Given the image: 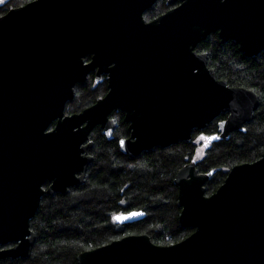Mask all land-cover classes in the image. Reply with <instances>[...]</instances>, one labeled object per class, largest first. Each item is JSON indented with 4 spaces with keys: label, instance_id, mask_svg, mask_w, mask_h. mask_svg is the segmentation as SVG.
I'll return each mask as SVG.
<instances>
[{
    "label": "water",
    "instance_id": "obj_1",
    "mask_svg": "<svg viewBox=\"0 0 264 264\" xmlns=\"http://www.w3.org/2000/svg\"><path fill=\"white\" fill-rule=\"evenodd\" d=\"M155 2L32 0L0 16V245L16 242L0 259L30 256L42 196L84 181L90 134L100 125L113 137L112 111L129 123L131 135L119 144L130 157L189 141L221 114L227 117L211 135L218 139L207 143L253 119L258 94L219 79L196 47L217 32L246 55L264 51V0H170L179 4L147 21ZM95 69L108 75V93L65 115L76 84ZM210 178L196 160L175 176L180 223L194 229L185 239L159 245L129 234L81 252L79 264H264V153L234 165L207 195ZM130 212L142 214L114 219ZM143 217L133 210L113 220Z\"/></svg>",
    "mask_w": 264,
    "mask_h": 264
},
{
    "label": "trees",
    "instance_id": "obj_2",
    "mask_svg": "<svg viewBox=\"0 0 264 264\" xmlns=\"http://www.w3.org/2000/svg\"><path fill=\"white\" fill-rule=\"evenodd\" d=\"M32 0H3L0 16L13 7ZM167 0H157L145 13L147 20L169 8ZM208 54V65L219 79L231 86L255 91L259 106L244 130H235L229 138L207 143L201 135L218 133L221 114L203 130L195 129L189 141L170 146H155L130 157L119 146V137L130 130L122 111H115L118 126L108 138L100 126L90 135L93 160L84 181L70 187L68 193L44 194L31 220L36 240L26 258H3L0 264H79L78 255L129 234H148L154 243L170 245L188 237L193 228L181 225L178 205L179 188L174 179L187 163L196 160L199 172H211L206 194L215 192L230 169L244 162H254L264 153V51L246 55L234 40L223 41L211 33L196 47ZM90 60V56L86 57ZM107 82H95L90 74L75 86V95L66 106L68 112L80 111L107 92ZM203 147L202 153L199 149ZM48 184H45L47 187ZM141 210L144 217L130 223H117L119 212Z\"/></svg>",
    "mask_w": 264,
    "mask_h": 264
},
{
    "label": "flooded vegetation",
    "instance_id": "obj_3",
    "mask_svg": "<svg viewBox=\"0 0 264 264\" xmlns=\"http://www.w3.org/2000/svg\"><path fill=\"white\" fill-rule=\"evenodd\" d=\"M157 1V0H156ZM167 3L170 5V7L169 8H167V10L166 11H164V13L165 12H167L168 10H170V9H172V8H174L175 6H177L178 4H179V2L178 3H170V0H167ZM153 6V5H152ZM151 6V7H152ZM147 10V9H146ZM145 13H146V11L144 12V17H145ZM164 13H159L158 15H156V16H153V18H151L150 20H147L146 19V17H145V19L147 20V21H151V20H153V19H155V18H157L158 16H160V15H162V14H164ZM90 59H91V57H90ZM98 70L97 69H95V70H93V71H91L89 74H88V76L90 75V74H93V76H94V80H95V82H99V81H104V80H106V82H107V92L105 93V95L108 93V91H109V80H108V75L106 74V73H103V74H101V76H98ZM88 76H87V78H88ZM86 78V79H87ZM84 82V81H83ZM104 95V96H105ZM104 96H102V97H104ZM102 97H100V98H102ZM99 98V99H100ZM69 102V101H68ZM67 102V103H68ZM97 102V101H96ZM95 102V103H96ZM67 103H66V106H67ZM95 103H93V104H95ZM93 104H91L90 106H92ZM66 106H65V115H71V114H74V113H79V112H81V111H83L84 109H86L87 107H90V106H87V107H85L84 109H82V110H80V111H71V112H68L67 111V109H66ZM115 111H121V110H114V111H112V113L110 114V118L111 119H114V121H115V123L117 124L116 125V127H115V129L117 128V126H118V122H117V120H116V118H114L113 116H112V114L115 112ZM123 112V111H122ZM123 114H124V116H123V119H124V121H125V113L123 112ZM126 122V121H125ZM127 123V122H126ZM128 124V129H129V123H127ZM54 126V123L52 124V127ZM98 126H100V125H98ZM101 128V127H100ZM102 129V128H101ZM103 130V129H102ZM115 131V130H114ZM114 131H113V133H114ZM104 132V131H103ZM91 135V134H90ZM106 135V134H105ZM131 135V133H129V135L128 136H123V137H119V141H120V139H122V138H127V137H129ZM113 138V137H112ZM90 141H92L93 142V140L91 139V138H89V140H88V142H90ZM93 145H94V143H93ZM93 145H92V147H93ZM119 146H120V144H119ZM92 147H90L88 150H87V152H86V154L87 155H90V156H92L93 157V155L90 153L91 152V149H92ZM80 174V173H79ZM16 245V242H14V241H10V242H8V243H5V244H1L0 245V250H4V249H8V248H11V247H14ZM3 258H6V257H3ZM3 258H1V259H3ZM10 259H13V258H11V257H9ZM1 259H0V261H1Z\"/></svg>",
    "mask_w": 264,
    "mask_h": 264
},
{
    "label": "snow or ice",
    "instance_id": "obj_4",
    "mask_svg": "<svg viewBox=\"0 0 264 264\" xmlns=\"http://www.w3.org/2000/svg\"><path fill=\"white\" fill-rule=\"evenodd\" d=\"M2 2H3V0H0V3H2ZM221 123H223V122H221ZM200 139L212 140V139H218V137L217 136L205 137V136L201 135ZM141 214L142 213H140V212H130L127 215H118V216L114 217V219L117 220V221H121L122 222L123 220L129 219L132 216H138V215H141Z\"/></svg>",
    "mask_w": 264,
    "mask_h": 264
},
{
    "label": "rangeland",
    "instance_id": "obj_5",
    "mask_svg": "<svg viewBox=\"0 0 264 264\" xmlns=\"http://www.w3.org/2000/svg\"><path fill=\"white\" fill-rule=\"evenodd\" d=\"M202 150H203V147H201V148L199 149V153H200V154L202 153Z\"/></svg>",
    "mask_w": 264,
    "mask_h": 264
}]
</instances>
